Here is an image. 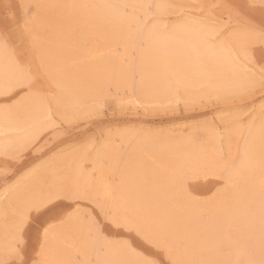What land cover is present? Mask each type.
<instances>
[{"label": "bare ground", "instance_id": "obj_1", "mask_svg": "<svg viewBox=\"0 0 264 264\" xmlns=\"http://www.w3.org/2000/svg\"><path fill=\"white\" fill-rule=\"evenodd\" d=\"M32 1L42 9L50 8L56 17L55 40L43 47L42 59L58 81V85L54 83L57 91L47 99L26 97L11 109L0 108V148L25 150L52 127L54 114L64 119L80 115L88 109L89 100L109 88H132L145 103H168L203 95L225 97L252 86L233 68L226 52L202 46V36L193 25L175 32L158 26L150 42L137 47L138 29L150 15L141 7L120 6H175L170 0ZM177 12L172 7L161 15ZM14 61L0 49V91L18 76ZM245 135L249 136L247 145L241 139ZM120 137L126 152L109 140L90 158L88 149H83L45 165L11 189L8 203H0V214L23 211L30 197L58 186L90 190L100 197L111 188L122 206L167 229L178 255L194 264H260L264 259L260 205L264 134L259 127L249 135L246 129L231 125L224 135V149L214 131L202 143L192 137L162 140L140 136L134 143L130 142L134 139L131 134ZM238 157L243 158L242 166L231 174L227 187L215 191L220 184L215 180L202 192L212 194L210 198L192 199L177 193L180 180L188 189L189 181L215 178L213 173L222 170L224 158ZM87 160L93 164L89 172L85 169ZM13 218L0 226V251L10 240ZM96 247L86 226H60L50 237L46 255L52 260L73 258L81 250L101 260L120 255L116 248L93 252Z\"/></svg>", "mask_w": 264, "mask_h": 264}, {"label": "snow or ice", "instance_id": "obj_2", "mask_svg": "<svg viewBox=\"0 0 264 264\" xmlns=\"http://www.w3.org/2000/svg\"><path fill=\"white\" fill-rule=\"evenodd\" d=\"M4 11L0 12V49L5 51L17 50L23 42L24 35L29 29V23L34 13L32 9H39L40 5L21 2L18 8L23 13V27L21 20L7 10L14 7L5 4ZM123 9L129 7H141L146 14L154 19L151 23L142 22L138 31L137 47L142 48L149 43L158 26L163 27L165 32H175L177 29L190 24L195 26L202 36L200 43L210 51H223L228 54L233 68L250 84H259L264 87V0H251L243 5H232L228 18H205L184 16L180 20L165 21L161 18V12L172 7H184L183 5H169L164 3L145 5H122ZM259 8L261 19L259 24L255 22L252 12ZM127 15V13H125ZM235 20V23H232ZM238 45V46H237ZM38 47L35 39L32 40L31 50ZM257 52L259 55L257 56ZM18 72L14 82L0 91V96L8 99L0 100V105L8 110L13 108L26 97H42L47 99L53 84L58 85L52 69L41 58L36 62L34 58L25 55L24 59L14 61ZM15 93V95H12ZM53 96L56 93L51 92ZM234 112L233 123L240 128L246 129L249 135L259 127L264 134V98L259 102V109L254 104L232 110ZM246 116L247 119L242 117ZM50 123L58 129L57 134L67 129L62 124L50 119ZM242 143L247 145L249 136L241 137ZM23 149L12 150L7 147L0 148V169L7 178V173L12 169L13 161L19 159V152ZM43 160V158H42ZM123 162V160H121ZM243 158H224L222 170L213 173L216 179L224 182V187L231 180V174L240 170ZM41 165L30 169V173L36 172ZM264 168V163H262ZM264 176V172H262ZM16 180L10 187L19 184ZM176 191L181 196L195 199L192 192L185 187L183 180L176 185ZM219 191V189H218ZM217 193H213L216 195ZM60 200L73 201L71 210H67L57 204ZM86 202L82 206L81 202ZM260 205L262 219H264V179L260 190ZM36 214V215H33ZM35 221L40 252V259L33 260L29 252V238L27 229ZM73 224L84 225L90 238L98 247L93 252L103 253L105 248H116L119 257L116 259L92 258L87 251H76L73 258L67 260H52L46 255L50 237L60 226H72ZM12 233L10 240L3 251H0V264H194L178 255L177 246L171 233L142 217L135 209L122 206L109 188L103 197L93 195L92 191L73 190L66 186H58L42 192L39 196L30 197L23 211L14 213L12 221ZM109 228L119 229L130 233L135 240L130 238L112 239L106 234ZM240 264H250L241 261ZM264 264V259L260 261Z\"/></svg>", "mask_w": 264, "mask_h": 264}, {"label": "rangeland", "instance_id": "obj_3", "mask_svg": "<svg viewBox=\"0 0 264 264\" xmlns=\"http://www.w3.org/2000/svg\"><path fill=\"white\" fill-rule=\"evenodd\" d=\"M178 12L170 15H161L165 21L180 20L184 16L205 17V18H228V13L232 5H243L250 3L251 0H170ZM21 2L38 4L32 0H0V12L4 11L5 4H11L14 7L7 11L21 20L23 27V13L18 8ZM259 3V0H257ZM39 5V4H38ZM34 15L29 23V29L24 35L23 42L19 44L17 50H9L7 53L17 59H24L25 55L34 58L36 62L42 58V50L45 45L53 44L55 39L53 33L56 25L54 11L49 9L31 10ZM252 15L257 25L261 19L259 8H256ZM154 19L151 15L146 23H151ZM235 23V20H232ZM35 39L38 47L31 50L32 40ZM259 52H257V56ZM137 80H135L136 82ZM57 87L53 84L51 92L56 93ZM15 95V93H12ZM264 98V87L257 83L238 94H231L225 97L219 96H201L195 99H176L168 103H145L135 91L131 88L117 91L109 88L102 96L89 100L88 109L80 115L64 119L54 114L53 120L62 124L66 132H59L55 125L44 131L40 137L30 144L25 150L19 153V159L13 161L12 169L7 173V178L0 169V203L5 206L9 201V193L16 180L19 184L25 181L30 175V169L36 165H45L54 163L61 158L71 156L73 153L88 149V158L109 140H114V144L122 152L127 151V146L121 142L120 135L127 133L134 136L130 142L134 143L140 136H157L159 139H179L192 137L195 142L202 143L208 139V134L214 131L220 138V146L226 147L224 135L229 127L233 125L234 112L236 108H242L249 104H254L259 109V102ZM8 97L0 96V100ZM3 106L0 105V108ZM247 119L246 116L242 117ZM117 140V141H116ZM122 144V145H121ZM43 158V160H42ZM3 157L0 156V162ZM40 167L37 171H39ZM93 164L90 161L85 162L86 171H91ZM221 171V170H220ZM35 173V172H34ZM29 174V175H28ZM218 181L220 184L215 191L224 188V182L216 178H208L207 181L192 180L188 182V189L195 196V199L206 200L211 195H203L212 181ZM17 184L16 186H18ZM31 181L27 183L30 186ZM15 186V187H16ZM67 210H71L73 201L60 200L56 202ZM82 206L86 202H81ZM36 215V214H33ZM13 213L9 210L0 214V226L11 222ZM29 238V252L33 260H38L40 251L37 232L35 230V221L27 229ZM106 234L112 239L135 237L130 233L119 229L109 228Z\"/></svg>", "mask_w": 264, "mask_h": 264}]
</instances>
